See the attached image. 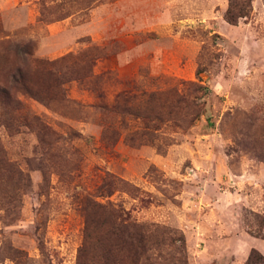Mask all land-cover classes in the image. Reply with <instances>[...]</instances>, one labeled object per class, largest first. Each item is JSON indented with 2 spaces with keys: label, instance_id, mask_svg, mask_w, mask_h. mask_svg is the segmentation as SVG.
Here are the masks:
<instances>
[{
  "label": "rangeland",
  "instance_id": "obj_1",
  "mask_svg": "<svg viewBox=\"0 0 264 264\" xmlns=\"http://www.w3.org/2000/svg\"><path fill=\"white\" fill-rule=\"evenodd\" d=\"M227 4L0 0V85L17 67L39 75L24 51L58 58L82 106L17 94L14 121L0 105V144L22 173L9 174L16 200L0 194V264H78L85 195L152 225L156 264L264 255V0L237 25ZM105 173L134 189L97 196Z\"/></svg>",
  "mask_w": 264,
  "mask_h": 264
},
{
  "label": "trees",
  "instance_id": "obj_2",
  "mask_svg": "<svg viewBox=\"0 0 264 264\" xmlns=\"http://www.w3.org/2000/svg\"><path fill=\"white\" fill-rule=\"evenodd\" d=\"M252 1L228 0L227 8L224 11V20L231 25H237L240 19L249 18L253 10ZM23 54L31 60L39 75L34 80L30 79L22 67H17L11 73L8 83L0 85V105L8 104L14 121L18 116L15 112L21 106L17 94L33 96L46 106L56 102L81 109L82 106L78 101L66 95L63 85L69 77L68 73L62 71L61 59L37 58L28 51H24ZM93 65L90 63L83 75L90 78L92 83H97L101 73H92ZM35 85L40 89H35ZM174 93L177 100H183L181 94L176 91ZM136 94V92L124 91L120 99L124 102L136 101ZM140 94L145 95L144 101L152 99L154 96V93L146 94L145 91H140ZM97 97L101 98L99 94ZM99 107L101 112H107L105 106ZM141 118L145 123L150 124L149 122L158 119V116L152 118L150 113L146 112L142 114ZM35 119L38 120L37 117ZM40 124L45 134H53L49 131L48 123L41 122ZM0 172L2 173L0 194L2 193L3 197H8L12 201L16 200L14 180L9 176L18 172L22 177V173L16 163L7 156L1 144ZM3 173L7 177H4ZM123 187L128 188L127 190L134 189L120 178L105 173L96 187V193L99 197H106ZM8 188L10 190H6ZM79 206L84 216V227L82 243L77 254L78 264H156L152 251L154 249L151 239L152 225L137 222L119 208L110 204H102L90 196H82L79 199ZM243 264H264V255L256 249H251Z\"/></svg>",
  "mask_w": 264,
  "mask_h": 264
}]
</instances>
